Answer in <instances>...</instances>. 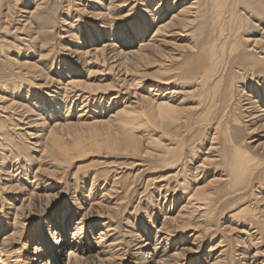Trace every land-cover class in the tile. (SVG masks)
Returning <instances> with one entry per match:
<instances>
[{"label":"bare ground","instance_id":"1","mask_svg":"<svg viewBox=\"0 0 264 264\" xmlns=\"http://www.w3.org/2000/svg\"><path fill=\"white\" fill-rule=\"evenodd\" d=\"M0 264H264V0H0Z\"/></svg>","mask_w":264,"mask_h":264}]
</instances>
